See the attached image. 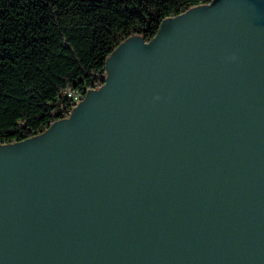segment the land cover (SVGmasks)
Segmentation results:
<instances>
[{
	"label": "water",
	"instance_id": "obj_1",
	"mask_svg": "<svg viewBox=\"0 0 264 264\" xmlns=\"http://www.w3.org/2000/svg\"><path fill=\"white\" fill-rule=\"evenodd\" d=\"M102 81L0 144V264H264V0L131 34Z\"/></svg>",
	"mask_w": 264,
	"mask_h": 264
},
{
	"label": "trees",
	"instance_id": "obj_2",
	"mask_svg": "<svg viewBox=\"0 0 264 264\" xmlns=\"http://www.w3.org/2000/svg\"><path fill=\"white\" fill-rule=\"evenodd\" d=\"M210 0H0V144L67 116L69 89L102 84L126 37L150 39L166 17Z\"/></svg>",
	"mask_w": 264,
	"mask_h": 264
},
{
	"label": "built area",
	"instance_id": "obj_3",
	"mask_svg": "<svg viewBox=\"0 0 264 264\" xmlns=\"http://www.w3.org/2000/svg\"><path fill=\"white\" fill-rule=\"evenodd\" d=\"M66 96L71 98L72 101H75L76 96H80V91H79V89H69L66 91Z\"/></svg>",
	"mask_w": 264,
	"mask_h": 264
},
{
	"label": "bare ground",
	"instance_id": "obj_4",
	"mask_svg": "<svg viewBox=\"0 0 264 264\" xmlns=\"http://www.w3.org/2000/svg\"><path fill=\"white\" fill-rule=\"evenodd\" d=\"M103 79V78H102ZM102 83H103V81H102ZM102 85V84H101ZM101 85H99V86H97V87H93V88H91V89H98ZM86 93V92H85ZM84 96H85V94L84 95H82L81 94V92H80V96H76V100H75V104H74V106L77 104V103H79L83 98H84ZM72 110V109H71ZM71 110L68 112V114L71 112ZM68 114H67V116H68ZM66 117V116H65ZM63 118V117H62Z\"/></svg>",
	"mask_w": 264,
	"mask_h": 264
},
{
	"label": "clouds",
	"instance_id": "obj_5",
	"mask_svg": "<svg viewBox=\"0 0 264 264\" xmlns=\"http://www.w3.org/2000/svg\"><path fill=\"white\" fill-rule=\"evenodd\" d=\"M233 59L235 58V57H232Z\"/></svg>",
	"mask_w": 264,
	"mask_h": 264
}]
</instances>
